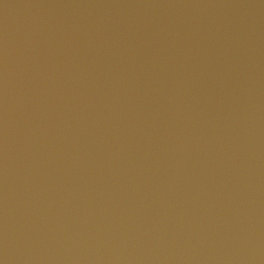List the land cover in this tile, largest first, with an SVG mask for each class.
<instances>
[{"label":"water","instance_id":"95a60500","mask_svg":"<svg viewBox=\"0 0 264 264\" xmlns=\"http://www.w3.org/2000/svg\"><path fill=\"white\" fill-rule=\"evenodd\" d=\"M0 264H264V0H0Z\"/></svg>","mask_w":264,"mask_h":264}]
</instances>
